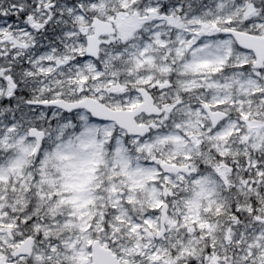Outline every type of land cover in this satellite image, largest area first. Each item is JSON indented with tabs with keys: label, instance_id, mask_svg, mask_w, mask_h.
<instances>
[{
	"label": "snow or ice",
	"instance_id": "snow-or-ice-1",
	"mask_svg": "<svg viewBox=\"0 0 264 264\" xmlns=\"http://www.w3.org/2000/svg\"><path fill=\"white\" fill-rule=\"evenodd\" d=\"M0 264H264V0H0Z\"/></svg>",
	"mask_w": 264,
	"mask_h": 264
}]
</instances>
